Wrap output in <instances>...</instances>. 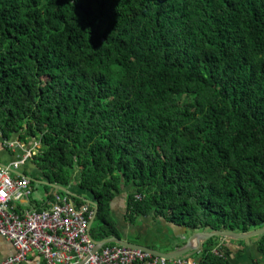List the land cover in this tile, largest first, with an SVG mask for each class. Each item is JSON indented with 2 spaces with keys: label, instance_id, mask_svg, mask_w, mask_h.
Returning a JSON list of instances; mask_svg holds the SVG:
<instances>
[{
  "label": "trees",
  "instance_id": "obj_1",
  "mask_svg": "<svg viewBox=\"0 0 264 264\" xmlns=\"http://www.w3.org/2000/svg\"><path fill=\"white\" fill-rule=\"evenodd\" d=\"M0 132L40 144L31 182L93 198L95 242L120 239L122 193L130 223L262 230L264 0H0ZM43 186L35 211L63 196L95 212ZM221 240L199 264L247 244L264 264V235Z\"/></svg>",
  "mask_w": 264,
  "mask_h": 264
},
{
  "label": "built area",
  "instance_id": "obj_2",
  "mask_svg": "<svg viewBox=\"0 0 264 264\" xmlns=\"http://www.w3.org/2000/svg\"><path fill=\"white\" fill-rule=\"evenodd\" d=\"M35 143L37 151L18 141L8 143L21 156L16 163L0 168V238L16 252L1 264H23L32 254L40 258V264H183L116 245L97 249L89 236L93 211L89 206L77 208L63 196H55L41 212H21L19 204L29 200L32 190L31 180L19 172L39 151L40 144Z\"/></svg>",
  "mask_w": 264,
  "mask_h": 264
},
{
  "label": "crops",
  "instance_id": "obj_3",
  "mask_svg": "<svg viewBox=\"0 0 264 264\" xmlns=\"http://www.w3.org/2000/svg\"><path fill=\"white\" fill-rule=\"evenodd\" d=\"M14 141L16 142L17 139L15 138L11 142H5L0 132V168L2 166L9 167L11 164L19 161L21 152H15L8 147V143H12ZM28 169L29 168H26V166L21 167L19 175L25 177L26 175H28ZM37 178H40V175H38ZM29 179L31 180V178ZM70 188L71 190H69V192L73 195L93 202L89 194L80 192L76 189V182H74ZM33 194L34 191L33 193L31 192V196L28 201L19 204V210L21 212L35 210L34 203L37 205L44 204L48 195L46 190L44 195H38L37 197H33ZM86 195H89L90 198H86ZM126 200V193H122L112 202L111 205L112 217L117 224L118 232L120 235L119 240L146 247L162 254H172L180 250L183 246H185L187 240L194 234V232L188 231L186 228H182L174 224L168 223L167 221L161 218H155L153 215L141 217L135 223H130L127 219ZM46 208H48L47 205L43 206V210ZM223 243L224 240H221L218 246H221V244ZM206 244L207 242L202 244L198 251L193 252L184 258H179L176 260H180L181 262H184L186 264H199L201 262L202 254L207 249ZM232 249H236V247H233ZM15 254L16 252L11 243L0 238V264L5 260H8L13 257ZM236 254L237 252H234L231 258L232 264H252L253 262L256 264L258 260L261 261V259L257 258L258 254L255 245L247 244L245 248V253L242 256ZM252 255L255 257V259L252 258ZM40 263V258L37 255L32 254L23 264Z\"/></svg>",
  "mask_w": 264,
  "mask_h": 264
},
{
  "label": "water",
  "instance_id": "obj_4",
  "mask_svg": "<svg viewBox=\"0 0 264 264\" xmlns=\"http://www.w3.org/2000/svg\"><path fill=\"white\" fill-rule=\"evenodd\" d=\"M41 184L45 185L47 187H50V188L54 189L55 191L61 192L65 195L75 196L72 193H70L68 190H65L63 188L56 187V186H51L50 184H47L46 182H41ZM83 200H84V202L91 205L95 209L94 216H93V218L90 222V225H89V236L91 238V228H92V226L95 222L96 216H97V208H96L97 205L94 201L92 202V201H88L86 199H83ZM92 200H93V198H92ZM263 235H264V229L258 230V231H255V232H252L249 234H245V235L228 233V232H215V233H200V232L197 233V232H194V234L187 240L186 245L183 246L180 250H178L172 254H162V253H159L155 250H152V249H149L146 247H142V246H139L136 244H131V243H128V242H125L122 240H118V239H110V240L102 241L99 243L93 241L92 239L91 240L96 244L97 249H100L102 247L109 246V245H116V246H119L122 248L138 250V251H142L144 253H149V254H152L154 257L171 260V259L184 258V257L188 256L189 254L198 251L202 244L208 242L212 238H221L223 240H232V241H247V240H251L253 238L260 237Z\"/></svg>",
  "mask_w": 264,
  "mask_h": 264
},
{
  "label": "rangeland",
  "instance_id": "obj_5",
  "mask_svg": "<svg viewBox=\"0 0 264 264\" xmlns=\"http://www.w3.org/2000/svg\"><path fill=\"white\" fill-rule=\"evenodd\" d=\"M34 148L35 151L38 150V147H37V143H35V140H31L28 144H27V148ZM40 148V147H39ZM28 160H31L27 163L26 165V168L28 167V178H31V181L34 180V178H37L38 177V171L36 170L35 166L32 165V160L33 158L31 159H28ZM33 178V179H32ZM30 188L33 189L32 190V193L34 191V194H33V197H37L38 195H44L45 193V188L44 186L41 184V181H36V182H31V185H30ZM77 190H79L78 188H76ZM124 194V193H123ZM88 196V197H87ZM86 198H90L89 195H86L85 196ZM248 241V240H247ZM252 258L255 259V257L252 255ZM258 260V259H257ZM256 263H259L258 261ZM183 264H186L183 262ZM252 264H255L254 262Z\"/></svg>",
  "mask_w": 264,
  "mask_h": 264
},
{
  "label": "snow or ice",
  "instance_id": "obj_6",
  "mask_svg": "<svg viewBox=\"0 0 264 264\" xmlns=\"http://www.w3.org/2000/svg\"><path fill=\"white\" fill-rule=\"evenodd\" d=\"M0 195H3V193H0Z\"/></svg>",
  "mask_w": 264,
  "mask_h": 264
}]
</instances>
